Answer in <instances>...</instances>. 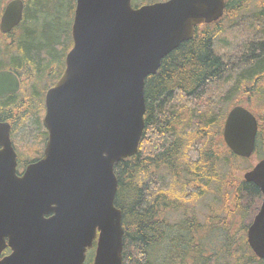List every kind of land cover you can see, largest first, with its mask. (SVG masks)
Here are the masks:
<instances>
[{
	"label": "water",
	"instance_id": "1",
	"mask_svg": "<svg viewBox=\"0 0 264 264\" xmlns=\"http://www.w3.org/2000/svg\"><path fill=\"white\" fill-rule=\"evenodd\" d=\"M23 0L8 1L0 31L22 17ZM225 0H75L72 46L65 68L45 95L48 138L43 156L14 172V152L0 124V264H121L124 228L114 203V164L137 152L144 129V84L164 56L192 38L195 26L222 17ZM0 70V95L18 88ZM258 130L247 107L229 108L222 138L236 156L250 157ZM10 154V157H9ZM6 156H8L6 158ZM261 202L246 229L247 243L264 259V157L243 173ZM51 213L49 216L45 214ZM8 242H5V238Z\"/></svg>",
	"mask_w": 264,
	"mask_h": 264
},
{
	"label": "trees",
	"instance_id": "2",
	"mask_svg": "<svg viewBox=\"0 0 264 264\" xmlns=\"http://www.w3.org/2000/svg\"><path fill=\"white\" fill-rule=\"evenodd\" d=\"M251 1L225 0L221 18L197 24L192 38L145 79V125L137 152L114 164V203L124 228L121 264H264L246 238L261 201L252 182L233 180L220 215L201 221L191 209L176 222L169 220L170 213L209 190L214 163L207 159L206 144L214 135L222 139L232 103L255 113L250 101L260 111L251 156L264 157V0H254L249 10ZM74 8L75 0H25L23 21L41 24L14 32L7 65L37 73L59 69L72 45ZM225 150L232 160L238 157Z\"/></svg>",
	"mask_w": 264,
	"mask_h": 264
},
{
	"label": "flooded vegetation",
	"instance_id": "3",
	"mask_svg": "<svg viewBox=\"0 0 264 264\" xmlns=\"http://www.w3.org/2000/svg\"><path fill=\"white\" fill-rule=\"evenodd\" d=\"M8 1L10 0H7L3 4L2 10ZM23 4L20 22L7 33H2L0 31L2 35L7 34V37H0V43L4 42V44L0 45L4 51V54H0V59H2L0 60V70H9L13 72L19 83L17 90L0 95V124L6 126L8 132L9 144L15 155L14 172L17 176H21L28 164L36 162L44 154V148L48 138V131L43 122L46 111L45 95L47 90L52 87L61 76L65 68L66 53L71 48L70 47L65 52L62 66L60 65L59 69L58 65H56L53 69L43 73H37L35 70L28 71L22 67L16 71L12 70L9 67L11 64L8 63L7 65L6 62L10 57V48L7 46L11 44L8 38L10 35L8 34H12L18 29H31L35 26L38 28L41 24L40 22L36 25V23L23 21L25 0H23ZM14 40L15 39H12V42H14ZM5 42H7V44ZM2 149H4V145L0 142V154ZM7 157L8 156H6V158ZM0 163L5 164L6 161L0 160ZM49 215H51V213L45 214L46 217ZM5 242H8L7 237L5 238ZM10 252L11 248L5 246L0 252V258ZM94 252L95 241L94 245L90 249H87L82 264H92Z\"/></svg>",
	"mask_w": 264,
	"mask_h": 264
},
{
	"label": "rangeland",
	"instance_id": "4",
	"mask_svg": "<svg viewBox=\"0 0 264 264\" xmlns=\"http://www.w3.org/2000/svg\"><path fill=\"white\" fill-rule=\"evenodd\" d=\"M5 0L3 4L6 2ZM3 7V5H2ZM254 8V0H252L248 5L247 9L251 10ZM224 22V21H223ZM228 23L225 20V24ZM18 29L15 33H19ZM10 43L12 39H14V33H12L9 37ZM7 44V42H5ZM237 43V42H236ZM4 44V42L0 43V45ZM236 103H232L229 105V108L235 105ZM242 105V104H240ZM249 106L252 110L259 114L260 111H257L252 103L249 101ZM228 108V109H229ZM213 141L210 140L206 144V148L208 149V160L213 164V175L209 187L203 197L196 201L195 203H186L180 206L181 208L174 210L170 213L169 220L171 222H176L179 220L184 212H189L191 209H194L196 215L201 221H204L208 216L212 214L220 215L222 213L221 207L223 203V196H228L229 191L231 189V184L234 179H240L243 177V173L250 169L256 161L259 159L256 156H250L248 158L235 157L233 160L229 157L230 155L225 150L226 145H224V141L219 138L218 135L213 136ZM212 152V154H210ZM205 158V157H204ZM260 158V157H259Z\"/></svg>",
	"mask_w": 264,
	"mask_h": 264
},
{
	"label": "bare ground",
	"instance_id": "5",
	"mask_svg": "<svg viewBox=\"0 0 264 264\" xmlns=\"http://www.w3.org/2000/svg\"><path fill=\"white\" fill-rule=\"evenodd\" d=\"M260 202H261V201H260ZM259 205H260V204H259ZM258 208H259V206H258ZM258 208H257V210H258ZM257 210H256V212H257ZM256 212H255V213H256ZM255 213H254V214H255ZM254 214H253V216H254ZM253 216H252V218H253ZM251 220H252V219H251ZM250 222H251V221H250Z\"/></svg>",
	"mask_w": 264,
	"mask_h": 264
}]
</instances>
